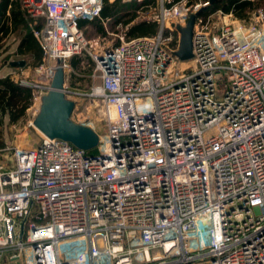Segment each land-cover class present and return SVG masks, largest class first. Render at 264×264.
I'll list each match as a JSON object with an SVG mask.
<instances>
[{"label":"built area","instance_id":"2783aa9c","mask_svg":"<svg viewBox=\"0 0 264 264\" xmlns=\"http://www.w3.org/2000/svg\"><path fill=\"white\" fill-rule=\"evenodd\" d=\"M17 1L41 49L19 84L39 105L60 66L65 96L97 102L107 126L92 152L44 135L0 147V264H264V21L158 0L135 17L156 32L94 47L79 91L78 20L104 0ZM199 10L180 60L176 25Z\"/></svg>","mask_w":264,"mask_h":264},{"label":"trees","instance_id":"16d2710c","mask_svg":"<svg viewBox=\"0 0 264 264\" xmlns=\"http://www.w3.org/2000/svg\"><path fill=\"white\" fill-rule=\"evenodd\" d=\"M127 3L128 4H122L120 0H114L113 2L104 0L100 16L91 20L79 19L78 26L83 30L85 25L91 24L96 32L104 35V22L113 21V24L115 22L116 24H129L126 37L154 34L157 29V24L154 21L133 22L139 11L154 7L155 0H134ZM263 3L264 0H209V5L203 8L202 11L221 9L224 12L232 11L236 17L242 18L246 10L259 7ZM8 5H10V10L9 14H6ZM19 9H21V7L17 0H0V50L3 44L2 41H5L11 32H18V34L25 32L24 36L21 37L18 52L20 54L25 53L22 47L25 49H33L34 60L32 65H35L39 62L41 54L36 51V43L29 27V19L24 15L22 9ZM83 53L81 55H75L70 59L71 71L67 76V83L70 89L81 87L82 85H78L79 82L88 83L86 89L89 87V74L92 70L93 62L92 66H89V56H83ZM32 95V88L22 86L12 81L8 76L0 77V117L8 112L9 116L11 115L10 120H16L23 114L27 106L26 104L31 99ZM19 103L21 104L17 114L13 115V109Z\"/></svg>","mask_w":264,"mask_h":264},{"label":"rangeland","instance_id":"374dc122","mask_svg":"<svg viewBox=\"0 0 264 264\" xmlns=\"http://www.w3.org/2000/svg\"><path fill=\"white\" fill-rule=\"evenodd\" d=\"M120 1L122 2V4H128L127 2H131L123 0ZM157 6L158 0H155L154 7L157 8ZM233 19L237 20L240 23H259L261 21H264V3L259 7L246 10L242 18L236 17L233 13ZM135 21L136 20H134L133 23H136ZM128 25L116 24V22L113 24V21H107L104 24V35H101L96 32L93 25L91 24L83 28L84 35L89 41V45L86 47L83 56H89V66H92V61L89 52H91L94 47L97 48L101 47L104 44L117 42L118 35L126 37V31L129 27ZM12 36L13 35L6 38L5 41H2L3 44L0 51V77L8 76L12 81L19 84L20 80L30 81L31 78H33L34 76L31 75V71L21 73L18 69L10 68L7 65L6 61L17 60L21 58L14 52L15 44L17 41L13 39ZM79 84L82 86L78 87L76 90H87L86 88L88 86V83L79 82L78 85ZM68 98L76 100V107L71 113V119L74 122L86 124L90 126L93 130H95L97 133H102L106 130L107 123L104 117L105 115L101 107L97 104V102L91 101L88 98H81L75 96H69ZM20 104L21 103H19L13 109V115L17 114ZM26 105L27 106L25 107L23 114L16 120H10L11 115L9 116L8 112L7 114H4L0 117V147L4 145L9 146L10 148L14 146L28 147L37 144L38 141L41 139L42 134L33 126V124H30L35 114L38 112V102L33 100L32 96ZM2 155V158H4L5 161H12V154L10 152H4L2 153ZM20 263L21 259H12L6 261V264Z\"/></svg>","mask_w":264,"mask_h":264},{"label":"water","instance_id":"95a60500","mask_svg":"<svg viewBox=\"0 0 264 264\" xmlns=\"http://www.w3.org/2000/svg\"><path fill=\"white\" fill-rule=\"evenodd\" d=\"M201 10L191 13L183 26L176 25L179 32L178 48L175 51L180 60L192 55V32L196 16ZM12 66H25L24 59L10 61ZM64 71L57 66L50 83V89L40 98L39 109L32 119L33 126L44 136L59 138L85 152H92L98 144V133L90 126L71 119L74 101L63 92Z\"/></svg>","mask_w":264,"mask_h":264},{"label":"crops","instance_id":"0c3cea01","mask_svg":"<svg viewBox=\"0 0 264 264\" xmlns=\"http://www.w3.org/2000/svg\"><path fill=\"white\" fill-rule=\"evenodd\" d=\"M109 2V1H108ZM9 10H10V5H8L7 6V11H6V14H9ZM14 10H16V9H14ZM19 10H21V9H19ZM22 16H24V15H22ZM104 22V21H103ZM107 22V21H106ZM106 22H104V24L106 23ZM87 25H85V27H86ZM85 27H83V28H85ZM24 33L25 32H22V34H18V32H11L10 34H9V36L8 37H10L11 35H13L12 37H13V39H15L17 42H16V44H15V54L16 55H18V56H20L21 58L20 59H26L25 60V66H23V67H18V66H12V65H10L9 63H10V61H14V60H10V61H6V63H7V65L10 67V68H15V69H19V68H21L24 72H29L30 70V67H33L34 65H32V63H33V60H34V50L33 49H31V48H28V49H25L24 47H22V50L25 52V53H22V54H20L19 52H18V49H19V44H20V42H21V37L22 36H24ZM7 37V38H8ZM34 39H35V48H36V51L39 53L40 52V54H41V49H40V46H39V43H38V41H37V39L34 37ZM40 50V51H39ZM1 51V50H0ZM32 57V58H31ZM32 60V61H31ZM36 63V62H35ZM31 75H33V73L31 74ZM34 76V75H33Z\"/></svg>","mask_w":264,"mask_h":264},{"label":"bare ground","instance_id":"6f19581e","mask_svg":"<svg viewBox=\"0 0 264 264\" xmlns=\"http://www.w3.org/2000/svg\"><path fill=\"white\" fill-rule=\"evenodd\" d=\"M114 115H113V112L111 113V117H113Z\"/></svg>","mask_w":264,"mask_h":264}]
</instances>
